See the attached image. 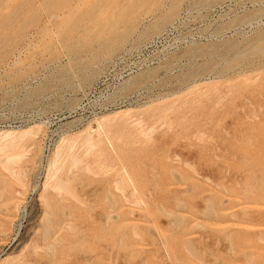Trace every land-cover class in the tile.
<instances>
[{"label": "rangeland", "instance_id": "rangeland-1", "mask_svg": "<svg viewBox=\"0 0 264 264\" xmlns=\"http://www.w3.org/2000/svg\"><path fill=\"white\" fill-rule=\"evenodd\" d=\"M0 108V264H264V0H0Z\"/></svg>", "mask_w": 264, "mask_h": 264}, {"label": "built area", "instance_id": "built-area-1", "mask_svg": "<svg viewBox=\"0 0 264 264\" xmlns=\"http://www.w3.org/2000/svg\"><path fill=\"white\" fill-rule=\"evenodd\" d=\"M40 77H35L32 80L35 82L39 80ZM107 109V106H101L100 110H94L91 114L86 116L84 122L99 116L103 113L104 110ZM41 118L42 116H36L34 110H19V111H5L3 108H0V130H5L8 128H21L24 127L31 122H33L34 118ZM65 118V116H64ZM48 120H44V124L46 126V131L43 137L42 142V153L39 160V172L43 174L49 164V159L53 153V150L58 143V141L68 135L70 132L82 126L84 122H74L73 124H66L62 127L59 132H55L52 128L51 123L47 122Z\"/></svg>", "mask_w": 264, "mask_h": 264}, {"label": "bare ground", "instance_id": "bare-ground-1", "mask_svg": "<svg viewBox=\"0 0 264 264\" xmlns=\"http://www.w3.org/2000/svg\"><path fill=\"white\" fill-rule=\"evenodd\" d=\"M100 125H102L101 123H100ZM30 130V129H29ZM29 132H31V131H26L25 132V130H24V132L22 133L21 132V134H15V133H12V132H7V133H4V134H0V151H3V150H6L9 146H12L15 142H17V141H22V139H24L25 137H27L26 135H28L29 134ZM93 142V141H92ZM63 144V143H62ZM91 145H93L92 143L90 144V146ZM58 148H57V150H56V155H55V157H59V156H61V152H62V149H63V145H58L57 146ZM72 148V147H71ZM89 149V148H88ZM77 153V152H76ZM87 153V152H86ZM20 154L19 153H17V152H13V153H9V155H8V157H9V159L13 162H15V160L16 159H18V158H20ZM7 157V156H6ZM24 157V156H23ZM74 157H75V155H74ZM61 158V157H60ZM8 159V158H7ZM73 159V158H72ZM76 159V158H75ZM75 159H73V160H75ZM78 159V158H77ZM60 160V159H59ZM76 161V160H75ZM74 161V163H76L77 161L79 162V160H77L76 162ZM81 161V160H80ZM53 162L54 163H56L57 161H54L53 160ZM52 162V164H54ZM58 165V164H57ZM50 166H53V165H50ZM55 166H56V164H55ZM49 169V168H48ZM57 169V168H56ZM50 170V169H49ZM53 170H55V168L53 167ZM88 170V169H87ZM50 171H52V168H51V170ZM54 172V171H53ZM69 172V171H68ZM18 174V173H17ZM52 174V173H51ZM19 175V174H18ZM53 175V174H52ZM49 176H51V175H49ZM62 180H60V182H61ZM63 182V181H62ZM62 184H64V183H62ZM58 187V186H57Z\"/></svg>", "mask_w": 264, "mask_h": 264}]
</instances>
